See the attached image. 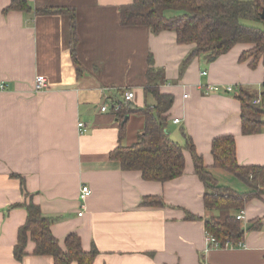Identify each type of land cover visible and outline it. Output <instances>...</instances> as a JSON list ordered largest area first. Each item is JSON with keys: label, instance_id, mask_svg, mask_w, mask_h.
I'll return each mask as SVG.
<instances>
[{"label": "crops", "instance_id": "obj_1", "mask_svg": "<svg viewBox=\"0 0 264 264\" xmlns=\"http://www.w3.org/2000/svg\"><path fill=\"white\" fill-rule=\"evenodd\" d=\"M132 1L28 0L31 12L5 13L12 0H0V84L6 86L0 89V264H55L50 256L34 255L31 240L22 261L14 256L27 220L21 205L30 201L53 220L51 231L62 247L76 233L85 251L95 248L93 264H264V196L241 211L245 228L258 226L245 234L243 246L209 248L205 220L214 212L204 206L207 189L189 151L184 174L165 183L123 171L110 159L120 145L137 142L145 119L131 114L121 140L116 115L101 107L127 89L134 92V108L155 106L146 92L152 66L163 74L160 92L174 97L167 114L173 141L185 146V132L204 166L224 172L214 168L212 144L232 135L238 164L264 167V133H242L235 97L241 88L264 95L263 65L240 60L251 46L239 44L212 63L196 57L181 74L191 46L178 44L173 31L154 35L146 27L122 26L120 8ZM45 9L75 11L80 73L71 55L70 17L36 13ZM39 76L48 80L43 92L35 91ZM207 86L220 90L207 92ZM227 174L234 185L213 176L221 185L249 191ZM83 186L91 189L85 201ZM148 197H160L163 205L145 206Z\"/></svg>", "mask_w": 264, "mask_h": 264}, {"label": "trees", "instance_id": "obj_2", "mask_svg": "<svg viewBox=\"0 0 264 264\" xmlns=\"http://www.w3.org/2000/svg\"><path fill=\"white\" fill-rule=\"evenodd\" d=\"M172 10L178 12L177 15H166ZM10 11L29 13L32 9L28 0H12L5 13ZM36 13L65 14L70 17L71 55L80 73L81 68L76 58L78 37L75 11L45 9L37 10ZM263 13L264 0H133L131 4L120 8V19L124 27H146L154 35L173 31L178 44L191 46V51L181 64L182 74L194 58H203L207 63H212L239 44L251 46L242 54L241 61H250L249 66L253 68L261 63L264 68V31L252 25L264 24ZM149 63L152 65V60L149 59ZM147 77L149 83L146 92L154 97L155 106L138 109L131 103L125 104L123 90L118 91L121 98H111L113 101L108 110L120 122L121 140L126 134V118L131 114L143 116L145 127L135 144L129 147L120 145L110 153V159L119 162L123 171H137L146 181L165 183L184 174L185 151H189L193 157L195 172L207 189L203 198L204 206L207 211L214 212L213 216L205 220L207 234L213 236L221 247L227 242H242L245 234L258 229V226L252 223L245 228L237 219V213L243 211L250 200L264 196V167L240 166L236 157L235 137H219L212 144L214 168L233 175L249 191L240 192L221 185L204 166L202 158L195 151L193 141L185 132V146L171 139L167 114L173 106L174 97L160 92L162 71L151 66ZM235 97L241 104L242 133H264V95L259 96L241 88ZM117 103L121 108L115 112L113 107ZM143 204L161 206L163 201L160 197H148ZM21 206L27 211V220L19 229L18 243L14 248V256L18 261H22L27 255V243L31 240L35 245L34 255L50 256L55 264H93L97 250L93 248L89 252L85 251L78 234H69L62 247L52 234L53 220L46 217L32 201ZM187 219L199 218L189 215Z\"/></svg>", "mask_w": 264, "mask_h": 264}, {"label": "built area", "instance_id": "obj_3", "mask_svg": "<svg viewBox=\"0 0 264 264\" xmlns=\"http://www.w3.org/2000/svg\"><path fill=\"white\" fill-rule=\"evenodd\" d=\"M203 76H206L207 75V72H203L202 73ZM6 88V86L4 84H0V89L4 90ZM48 88V80L44 77H37L36 78V81H35V91L36 92H43L45 91L46 89ZM220 90L219 87L217 86H207L206 88V91L207 92H218ZM226 91L227 93H231L234 91V88L233 87H228L226 88ZM109 92V89H105V94L107 93L108 94ZM134 92L132 90H125L124 92V100L123 102L125 104H128V103H131L134 99ZM187 97V96H185ZM111 101H113L111 98H110ZM110 105H104L101 107V111L102 112H105L109 109ZM121 108V105L120 104H115V106L113 107L114 111L117 112L119 111ZM175 123H178L179 120H175L174 121ZM79 128L81 129V132H85V125L83 123H80L79 124ZM91 195V189L88 187V186H83L82 189H81V192H80V199L81 201H85L89 196ZM80 215H82V213H80ZM244 218V213L241 212L238 216H237V219L238 220H243ZM207 242H208V245H209V248H220V243L213 237V236H210L208 235L207 236ZM243 246V244L239 243L238 244V247H241ZM225 247H232L231 243L227 242L225 244Z\"/></svg>", "mask_w": 264, "mask_h": 264}, {"label": "rangeland", "instance_id": "obj_4", "mask_svg": "<svg viewBox=\"0 0 264 264\" xmlns=\"http://www.w3.org/2000/svg\"><path fill=\"white\" fill-rule=\"evenodd\" d=\"M243 1H248V0H243ZM177 13L178 12L172 10V11H168L166 15L171 17V16L177 15ZM252 25H254V26H256V27H258V28H260V29H262L264 31V24L263 23H253ZM203 72H205V71H203ZM231 93H232L231 95H234L233 93H235V90L233 92H231ZM171 131H172V126H171ZM209 171L212 172L213 175H215L220 181H222V183H228V185L233 183V185H234L235 182H236V180L232 176L228 175L226 172H221V171H217V170H215V171L214 170H209ZM216 173H221V174L216 175Z\"/></svg>", "mask_w": 264, "mask_h": 264}, {"label": "water", "instance_id": "obj_5", "mask_svg": "<svg viewBox=\"0 0 264 264\" xmlns=\"http://www.w3.org/2000/svg\"><path fill=\"white\" fill-rule=\"evenodd\" d=\"M262 18L264 19V13L262 14ZM128 119V117L126 118V120Z\"/></svg>", "mask_w": 264, "mask_h": 264}]
</instances>
